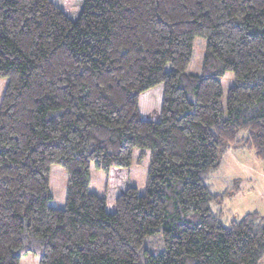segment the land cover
Here are the masks:
<instances>
[{
	"label": "trees",
	"instance_id": "obj_1",
	"mask_svg": "<svg viewBox=\"0 0 264 264\" xmlns=\"http://www.w3.org/2000/svg\"><path fill=\"white\" fill-rule=\"evenodd\" d=\"M1 77L0 264H261L264 213L225 220L207 179L229 150L264 160V0H0ZM135 147L151 150L144 194Z\"/></svg>",
	"mask_w": 264,
	"mask_h": 264
},
{
	"label": "rangeland",
	"instance_id": "obj_2",
	"mask_svg": "<svg viewBox=\"0 0 264 264\" xmlns=\"http://www.w3.org/2000/svg\"><path fill=\"white\" fill-rule=\"evenodd\" d=\"M60 7L67 9L68 0H54ZM207 48V39L197 35L193 40L192 58L188 71L200 74L203 59ZM222 106L227 104L228 91L236 82L232 71H227L221 78ZM9 83L8 77L0 78V105ZM151 163V150L135 147L132 155V164L128 170V183L136 186L140 194L147 188L148 172ZM90 191L103 196L106 190L107 174L94 165L90 169ZM69 174L58 163L51 167L50 205L63 208L66 203ZM207 182L214 191L222 193L221 202L213 203L214 209L223 211L224 219H238L247 212L260 211L264 213V160L258 159L252 151L247 149L229 150L223 155L222 164L214 171ZM219 207V208H218ZM40 257L33 253L22 256L20 264H39Z\"/></svg>",
	"mask_w": 264,
	"mask_h": 264
},
{
	"label": "crops",
	"instance_id": "obj_3",
	"mask_svg": "<svg viewBox=\"0 0 264 264\" xmlns=\"http://www.w3.org/2000/svg\"><path fill=\"white\" fill-rule=\"evenodd\" d=\"M57 3V2H56ZM261 264H264V259H263V261L261 262Z\"/></svg>",
	"mask_w": 264,
	"mask_h": 264
}]
</instances>
